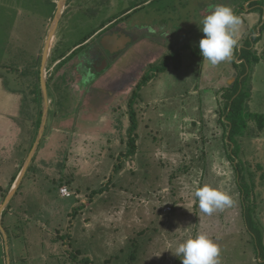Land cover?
I'll return each instance as SVG.
<instances>
[{
	"label": "rangeland",
	"instance_id": "1",
	"mask_svg": "<svg viewBox=\"0 0 264 264\" xmlns=\"http://www.w3.org/2000/svg\"><path fill=\"white\" fill-rule=\"evenodd\" d=\"M55 1L58 4L60 0ZM77 1L67 13L69 25H64L65 17L60 26L65 41L63 55L74 45L85 44L63 65H56L61 55L58 52L45 66L55 94L50 99L56 98L58 104L56 111L50 101V112L60 111L5 218L12 236L21 235L13 238L17 264H76L70 253L76 255L78 250L84 251L80 260L86 253L92 264H105L113 255H120L121 260L111 264H182L169 249L174 252L179 242L197 233H206L218 244L220 264H261L245 224L238 174L228 159L219 119L223 90L232 86L239 74L234 66L235 60L240 63L236 50L245 46L246 39L255 37L252 29H261L262 14L253 11L252 0ZM5 5L15 7L10 2ZM210 5L230 6L242 21L233 57L216 66L203 62L199 49L204 35L200 22L209 14ZM43 7L45 3L38 6L44 12ZM107 21L119 23L109 24L105 34L121 26L130 31L131 42L116 49L112 58L89 51L97 42L90 36ZM8 32L0 35V63L21 77L20 70L26 69L28 74L33 62L40 64L34 50L38 40H28L32 46L20 56L12 48ZM165 33L169 34L165 37ZM254 50L263 62L252 69L248 110L264 114V40ZM178 53L182 57L179 70L173 61L178 60ZM168 56L172 60L162 72ZM74 62L76 66H72ZM31 73L26 79L22 77L20 87L14 86L22 93L16 108L0 114V208L3 193L23 169L42 127L45 102L43 95V100L35 98L41 92L38 85L33 95L35 86L30 80L36 81L38 71ZM146 74L155 77L139 89ZM80 79L86 94L77 86ZM6 87L9 90V84ZM135 92L140 95L136 102ZM132 110L140 123L139 153L133 159L124 157V166L118 158L127 151ZM116 137L124 139V145L120 146L119 139L114 144ZM242 144L247 182L253 173L256 183V226L264 238V181L260 180L264 136ZM146 156L150 158L145 163L152 174L149 180L141 176L145 165L140 166V161ZM121 163V169L115 171ZM60 182L70 185L61 187ZM204 185L228 193L231 206L211 215L203 213L194 191ZM64 187L69 197L63 198ZM136 241L141 251L130 263L131 246ZM2 249L0 264L6 250Z\"/></svg>",
	"mask_w": 264,
	"mask_h": 264
},
{
	"label": "trees",
	"instance_id": "2",
	"mask_svg": "<svg viewBox=\"0 0 264 264\" xmlns=\"http://www.w3.org/2000/svg\"><path fill=\"white\" fill-rule=\"evenodd\" d=\"M250 1V0H248ZM251 6L254 7L255 9L253 10L254 12H260L262 14V23H264V0H252ZM129 12L126 11V13ZM242 11L240 10L239 13H241ZM129 16V15H128ZM259 28H254L251 30V33L253 31V34L255 35L254 38L249 37L248 39H246V43L245 46H243L240 51L238 52V49L236 50V57L239 59L240 63H237L236 60L234 62V66L239 69L238 71V76L236 78V81L234 82V84L232 86H226V88L223 90L224 94H223V104L221 106V112H220V119L219 122L221 123V125L224 128V138H225V144L227 147V156L228 159L234 164L235 170L238 174V184H239V189L242 193V203H243V210H244V220H245V224L248 228V231L252 234L253 236V241H254V245L256 248V255L257 258L259 259L261 264H264V238L263 235L261 233V231L258 229V227L256 226V221L258 220L256 211H257V195L255 194L254 189L256 188V183H255V179L254 178V174H251V180L250 183L247 182V178L245 175V171H246V163L243 162V160L241 159V154L243 155V141L246 139H254L257 137H263L264 136V114L263 113H254L248 110L249 107V103H250V96L252 94V88L251 86H249V80L251 78V74H252V69L254 66L261 64L263 61V58L258 54L257 51H255V45H257L259 42H261L262 40H264V24L262 25L261 29L259 30ZM260 31H262L260 33ZM258 32L260 33L259 36H257ZM86 41V40H85ZM195 55L197 56V54L195 53ZM200 54H198L199 56ZM178 60H173L175 62V68L177 70H179L182 66V57L181 54L178 53L177 56ZM172 60L171 56L166 57V63H164V69L165 67H167L168 63ZM63 65V64H62ZM263 65V64H262ZM166 71V69L164 70ZM161 71V68L158 69V73ZM155 74V73H153ZM154 76V75H153ZM153 76L146 74L145 77L142 78L141 83L139 84V89H141V87L143 85H146L150 80L151 77L154 78ZM36 81L38 82V88L41 89L40 87V83L41 82V76H40V71H38V75L36 78ZM36 87L34 89V93H37L36 91ZM137 91V90H136ZM53 93V97H55L54 92ZM38 97L41 98V92L38 91ZM135 96V102L137 101V97L140 96L138 95V92L134 93ZM51 95V94H50ZM42 99V98H41ZM53 102L55 104H57V100L55 98V100H53ZM131 103V107H133L134 103ZM58 105V104H57ZM131 124L128 130V137L129 140L127 142V151L124 153V155L122 154V156H120V158H118V163H120V161H124V157L126 159H133L137 156V153H139V144H138V140L140 138L139 136V128H140V123L137 120V116L135 114V112L132 110L131 111ZM41 123V120H39V125ZM254 123L255 126H253L252 128V124ZM120 137H122V133L119 134ZM44 138H46V136L43 137L42 141L44 140ZM120 140V146L124 145V139H120L118 137H116V139H114L113 143L115 144L117 142V140ZM42 144V142H41ZM40 144V146H41ZM40 149V147H39ZM39 151V150H38ZM38 154V152H37ZM37 154L35 155L33 161L35 162L36 158H37ZM145 160L142 159V161H140V166L145 165L146 162H148L147 160H149V157H145ZM31 164V166L29 167L28 172H30L33 169V163ZM116 166H118L116 164ZM124 166H125V161H124ZM122 167V163L117 167H115V171H119V169H121ZM150 166H144V169L141 173V176H143L144 178H146L147 180H149V177L152 175L150 172ZM141 168V167H140ZM142 169V168H141ZM260 169L263 170V173L261 174V178L260 180L264 181V168L263 166H260ZM185 170L187 171L188 168L185 167ZM153 171V170H152ZM154 174V172H153ZM19 175V174H18ZM18 175L15 176V178L12 181V184L10 186L9 189H6V191L3 193L2 196V203H4L5 199L7 198L11 187L13 186V184L15 183V181L18 178ZM135 175V174H134ZM27 178V177H26ZM25 178V179H26ZM24 179V180H25ZM22 182V185L19 187V191L18 194L21 191L22 186H24L25 182ZM63 185H70V182H68L67 184H64V182H60V186L63 187ZM100 191H95L93 192V194H91V197L94 196V194L101 192ZM18 195L16 194V197ZM15 197V198H16ZM13 206V200L12 202L9 203V205L7 206V209H5V211L3 212L2 215V225L4 227V229L6 230L8 237H9V244H10V256H11V264H17V261L13 255V238L15 237L16 239L20 238L21 235L20 233H16L15 236H12V232L9 226H7L5 218L9 215V212L11 211ZM260 221V220H259ZM18 229L23 230L22 227L17 226ZM16 227V228H17ZM15 228V229H16ZM63 238H67V236H62L61 239ZM0 239L2 240L0 243V249H5V243H4V237L3 234L0 231ZM133 252L131 253V255L129 256L128 261H130V263H133L134 259H136V257L139 255L140 253V247L138 245V242L136 241L132 246H131ZM2 249V250H3ZM82 252L84 253L83 250H78L76 255H74V253H70V259L74 260V262L77 264V261H80L82 264H92L94 261L88 257V254L85 253V257H83L80 260V256L82 255ZM126 255V253H125ZM124 255V256H125ZM3 256H4V261L3 264H7L6 263V250L5 252H3ZM114 260H121V256L120 255H113L110 258H108L107 260H105V264H111ZM19 261V260H18ZM21 263V259L19 261Z\"/></svg>",
	"mask_w": 264,
	"mask_h": 264
},
{
	"label": "crops",
	"instance_id": "3",
	"mask_svg": "<svg viewBox=\"0 0 264 264\" xmlns=\"http://www.w3.org/2000/svg\"><path fill=\"white\" fill-rule=\"evenodd\" d=\"M76 1L77 0H67V3L64 7V13L61 17L60 23H59L58 28L56 30V34L54 36V39H53L51 47H50V54H49L48 62L50 61V57L52 56L53 53L59 52V53H61V55L56 60V65L61 64V63L63 64L64 61L66 60V58L73 54L75 49L82 46V44H85V42L76 44L67 53H65L63 55V52H62L63 49L62 48L64 47L65 41L62 40L64 34L62 33L63 32L61 30L62 27H60V26H61V23L65 17H67V18L65 19L64 25L66 27L69 25L70 17L67 16V13L70 11V9L72 8V5L74 3H75V6L77 5L78 1L77 2ZM6 2L14 3L15 7H12L10 5H5ZM59 2H58V4H59ZM43 3H45V7H43V8H44V10H46L44 12L41 11L42 9L38 8V6L39 5L41 6V4H43ZM58 4L55 0H0V35L2 34V31L3 32L9 31L7 38H9V40L13 41L12 48H14L20 56L27 54L28 47L32 46L31 42L28 43L27 41L32 40V39H35V40L37 39L38 42L36 41V43L34 45V50H36L35 54H36V57L38 60L37 62H40V64H41V65L39 64L37 66L35 64V62H33L31 69H30V73L26 74L25 72L27 70L22 69V70H20V72H23V76L18 77L15 74H11L13 72L12 67H10L8 65H2V63H0V114L1 113L4 114L7 112L10 113V112H12L13 109L16 108L17 103L20 101V99L22 97V95H21L22 93L19 91H16L14 89V86L20 87V85L23 83L22 77L24 79H26L29 76H32L31 72L33 70L40 71V74H41L43 54H44L46 43H47V40L49 37V33H50L51 28L55 22V17H56L57 11H58ZM34 5H35V7H34ZM4 7H6V10L4 12H2L1 8H4ZM33 8H34V10H33ZM123 17H124V13H123ZM41 23L43 24V26L38 30V32L34 31V28L39 26V24H41ZM118 23H119V21H117L115 23H112V22L108 23V21H107L103 26L96 29V31H94L93 35L90 36V38L94 39L95 37H98L100 34H102V32L107 30L106 27L109 24H116L117 25ZM5 29H7V31ZM15 31H17V32H15ZM10 32H15V34H10ZM88 40H91V39H88ZM121 40L122 39L118 36V33L117 34L115 33L113 36H108V37L104 38L103 44H104V46H106L109 49H115L116 50L117 48H123L124 47V45L122 44L123 41H121ZM61 65H59V67ZM32 79L30 80V82L33 83L34 86L36 87V85H38V82L35 80H32ZM6 83H7V86L9 84V90L6 87ZM18 83H19V85H17ZM39 83H40V87H41V82H39ZM47 85H48V88H50L52 91L53 89L51 87H49L48 79H47ZM33 95L35 96V93ZM41 95H43V98H44V93H43L42 87H41ZM52 95H53V93H51L50 96L52 97ZM50 96H49V110H51V112L53 113V108L51 107V109H50V101H51L52 105L54 102L50 99ZM35 98L36 99L38 98V94L36 95ZM43 98H42V100H43ZM36 101L38 102V100H36ZM44 102H45V98H44ZM54 108L57 111L58 105L55 104ZM55 109H54V111H55ZM56 111L54 112L55 114H53L54 120H55V118H57L60 110H58L57 114H56ZM51 129H54V124L52 125ZM113 135H116V133ZM63 198H64V196H63Z\"/></svg>",
	"mask_w": 264,
	"mask_h": 264
},
{
	"label": "clouds",
	"instance_id": "4",
	"mask_svg": "<svg viewBox=\"0 0 264 264\" xmlns=\"http://www.w3.org/2000/svg\"><path fill=\"white\" fill-rule=\"evenodd\" d=\"M200 24V30L204 34L199 41L203 62L216 66L230 60L238 43L237 34L242 28L241 18L230 6L210 5L209 14ZM168 34L165 33V37ZM194 196L198 200L200 210L207 215L232 204L228 193L209 185L197 187ZM169 250L182 260V264H220V247L206 233H197L183 239L177 244L174 252Z\"/></svg>",
	"mask_w": 264,
	"mask_h": 264
},
{
	"label": "water",
	"instance_id": "5",
	"mask_svg": "<svg viewBox=\"0 0 264 264\" xmlns=\"http://www.w3.org/2000/svg\"><path fill=\"white\" fill-rule=\"evenodd\" d=\"M67 3V0H60L59 4H58V11L55 17V22L51 28V31L49 33V37L46 43V47L44 50V54H43V62H42V68H41V87L44 93V98H45V110H44V118H43V122H42V127H41V131L39 133V137L34 145V147L32 148L26 162L25 165L23 167V169L21 170L14 186L12 187L11 191L9 192L7 198L5 199L2 207L0 208V231L3 234L4 237V243H5V249H6V255H7V264H11V256H10V244H9V237L8 234L6 232V230L4 229L3 225H2V215L3 212L5 211V208L8 206L9 202L12 200V198L15 196V194L17 193L19 187L21 186L28 170L29 167L40 147V144L42 142V139L44 136H48V134L50 133L51 127L53 125L54 122V117L53 114L50 112L49 110V96L52 93L51 89L48 88L47 85V78H46V67L47 66V62L49 59V54H50V47L52 44V41L54 39V36L56 34V30L58 28V25L60 23L61 17L64 13V7ZM130 41V38L124 39V41L122 42V44L126 45V43H128ZM45 74V75H44Z\"/></svg>",
	"mask_w": 264,
	"mask_h": 264
},
{
	"label": "flooded vegetation",
	"instance_id": "6",
	"mask_svg": "<svg viewBox=\"0 0 264 264\" xmlns=\"http://www.w3.org/2000/svg\"><path fill=\"white\" fill-rule=\"evenodd\" d=\"M114 27H115V25H114ZM113 27V28H114ZM109 29H112V27L111 28H109ZM106 31H108V28H107V30H105L104 32H102V34H100L98 37H95V39H96V43L95 44H93L91 47L92 48H89V51H94V52H96V54H94V55H104V56H106V57H114L116 54H115V49H109V48H107L106 46H104V44H103V42L101 41L102 39H104V38H106V37H108V36H113L115 33L117 34L118 33V36L122 39L121 41H124V39H127V38H130V31H128V30H125L124 29V26H121V27H118L116 30H110L107 34H105L106 33ZM98 38V39H97ZM94 39V40H95ZM93 40V41H94ZM129 42H131V39H130V41ZM131 45V44H130ZM130 45H128L127 44V46H130ZM84 49V48H83ZM122 48H117V50H121ZM86 51V50H85ZM70 57V56H69ZM69 57H67L66 58V60L69 58ZM98 57V56H97ZM65 60V61H66ZM62 64V63H61ZM73 65H75L76 66V62H74L73 64H72V66ZM79 73V72H78ZM40 76H41V74H40ZM79 82H81V83H79L78 84V82H77V86H79L82 90H84V86H83V84H82V81H81V79H80V81ZM78 90H80L79 88H78ZM84 93L86 94V91L84 90Z\"/></svg>",
	"mask_w": 264,
	"mask_h": 264
},
{
	"label": "built area",
	"instance_id": "7",
	"mask_svg": "<svg viewBox=\"0 0 264 264\" xmlns=\"http://www.w3.org/2000/svg\"><path fill=\"white\" fill-rule=\"evenodd\" d=\"M61 193H62V195L64 196V197H69L70 196V193L68 192V190H67V188H62L61 189Z\"/></svg>",
	"mask_w": 264,
	"mask_h": 264
}]
</instances>
